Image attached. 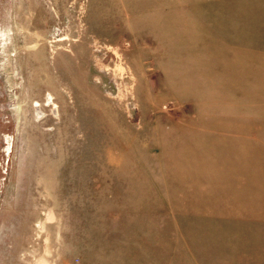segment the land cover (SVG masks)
Masks as SVG:
<instances>
[{"label":"rangeland","instance_id":"374dc122","mask_svg":"<svg viewBox=\"0 0 264 264\" xmlns=\"http://www.w3.org/2000/svg\"><path fill=\"white\" fill-rule=\"evenodd\" d=\"M262 115L264 0H0V264H264Z\"/></svg>","mask_w":264,"mask_h":264},{"label":"crops","instance_id":"0c3cea01","mask_svg":"<svg viewBox=\"0 0 264 264\" xmlns=\"http://www.w3.org/2000/svg\"><path fill=\"white\" fill-rule=\"evenodd\" d=\"M194 71H195V74L193 78L194 80L193 85L194 87H196V68L194 69ZM248 77H249L248 74L244 70H240V73L238 74V76L233 78L235 81H239V84H237V82H232V79L230 80V82H228L227 81L228 79H226V85H228L227 83H230L231 87L239 85V87L247 88L246 86L248 85V81H249ZM240 100L242 101L243 98H241ZM245 118L247 119L246 116ZM240 119L242 120L243 117H240ZM184 128L185 129L190 128L191 130L185 131V129L184 130L181 129L179 130V132L182 134L183 138H184V135L188 137V135L191 134V142H189V144H191L193 147V150L196 151V111L191 117L189 125L184 126ZM244 128L245 127H239L240 131L236 133H232V135H240V140L243 141L241 145L243 146L245 150H254V151L259 152L256 155V159L253 158L252 160L247 161L248 162L247 166L256 168L257 181L254 184V187L256 191V197L258 200V206H259V209H261V202H263V207H264V115L257 117V126L255 128L252 127V130L255 131L253 132V134L256 135V138L253 141L251 142L245 141V139L241 136V135H246L249 133V128L247 129H244ZM246 173H249V171H246ZM259 214H261L260 211H259Z\"/></svg>","mask_w":264,"mask_h":264}]
</instances>
